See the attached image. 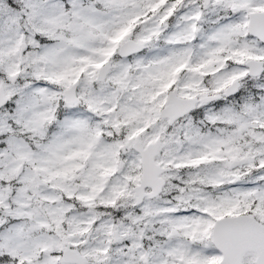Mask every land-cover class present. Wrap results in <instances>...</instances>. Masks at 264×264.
Returning a JSON list of instances; mask_svg holds the SVG:
<instances>
[{
    "label": "rangeland",
    "instance_id": "obj_1",
    "mask_svg": "<svg viewBox=\"0 0 264 264\" xmlns=\"http://www.w3.org/2000/svg\"><path fill=\"white\" fill-rule=\"evenodd\" d=\"M116 1L0 0V264H67L68 247L91 264H219L216 219L264 223V72L246 66L264 60L247 30L264 0ZM128 39L147 46L121 57ZM234 80L239 93L174 125L160 114L170 89L216 95ZM157 138L173 169L135 205L133 143Z\"/></svg>",
    "mask_w": 264,
    "mask_h": 264
},
{
    "label": "water",
    "instance_id": "obj_2",
    "mask_svg": "<svg viewBox=\"0 0 264 264\" xmlns=\"http://www.w3.org/2000/svg\"><path fill=\"white\" fill-rule=\"evenodd\" d=\"M207 3L210 0H206ZM112 3H116L113 0ZM249 32L251 35L258 37L264 42V11H254L250 13ZM136 45V46H135ZM25 44H23V47ZM145 43H137L134 40H129L121 46V55L129 56L135 52L141 51ZM249 74L251 76H259L264 72L263 60H249ZM108 67L104 68V73ZM78 81L69 89L64 90V95L67 103L78 102L76 89ZM240 87L239 81H234L225 90L226 96H232L238 93ZM221 98V95H214L208 98L201 99L202 102L213 101ZM168 105L162 110L164 117H169L170 124L175 120L183 117L197 106V98L179 97L174 90L169 92ZM7 103L3 86L0 87V108ZM161 146V141L157 140L153 144L146 147L139 141L134 144V148L141 153L142 156V178L140 185L134 188V197L136 203L141 204L146 196L151 198L160 194L165 185V180L162 174L169 171L170 167H164L158 164L155 160L158 150ZM242 160L241 163H245ZM236 161L232 167L239 165ZM22 172V167L18 169V174ZM151 187V192H146V188ZM213 241L215 245L223 252V259L220 264H243L244 256L247 252L253 251L257 254L256 263L264 264V225L255 217L248 214L237 216H226L216 221L213 230ZM63 259L66 263L73 264H88L87 257L81 254L78 249L67 248L64 251Z\"/></svg>",
    "mask_w": 264,
    "mask_h": 264
},
{
    "label": "trees",
    "instance_id": "obj_3",
    "mask_svg": "<svg viewBox=\"0 0 264 264\" xmlns=\"http://www.w3.org/2000/svg\"><path fill=\"white\" fill-rule=\"evenodd\" d=\"M1 76V75H0ZM248 92V93H247ZM246 93L248 94V95H251V94H257L256 92H254V91H252V90H249V89H247L246 90Z\"/></svg>",
    "mask_w": 264,
    "mask_h": 264
}]
</instances>
